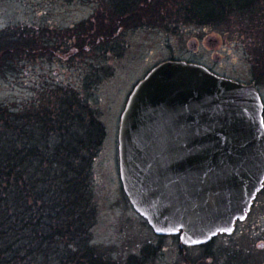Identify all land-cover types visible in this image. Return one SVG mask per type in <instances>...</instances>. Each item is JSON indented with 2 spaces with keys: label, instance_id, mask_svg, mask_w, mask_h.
I'll return each mask as SVG.
<instances>
[{
  "label": "rangeland",
  "instance_id": "rangeland-1",
  "mask_svg": "<svg viewBox=\"0 0 264 264\" xmlns=\"http://www.w3.org/2000/svg\"><path fill=\"white\" fill-rule=\"evenodd\" d=\"M175 2L180 0H166L161 10L143 13L141 18L148 22L144 24L158 25L159 18L171 31L181 26L176 23ZM111 7L110 0H0V31L15 26L69 31L84 25L75 38L84 43L83 31L93 27V14H110ZM234 20L231 16L222 26L210 24L215 36L222 34L226 39L219 51L224 58L222 72L245 84H258L264 96V32L254 36L258 43L249 44ZM73 37L66 38L67 42ZM164 37L122 31L113 40L108 37L94 45L87 43L81 51L71 43L69 51L54 57L8 66L0 71V104L14 110L30 104L37 112V105L44 103L49 90L59 93L56 88L69 87L95 110L106 134L94 153L88 177L77 180L87 200L90 194L92 218L84 228L83 239L96 260L101 257L110 263L130 264L131 258L141 256L147 264H264V193L255 207L258 215L255 211L233 235L218 237L209 248L182 249L178 238L157 237L124 192L118 151L120 117L135 87L169 58L175 43ZM73 247L77 250L78 242Z\"/></svg>",
  "mask_w": 264,
  "mask_h": 264
},
{
  "label": "water",
  "instance_id": "water-1",
  "mask_svg": "<svg viewBox=\"0 0 264 264\" xmlns=\"http://www.w3.org/2000/svg\"><path fill=\"white\" fill-rule=\"evenodd\" d=\"M119 160L125 194L157 236L193 248L231 235L264 184L260 94L201 66L164 63L130 97Z\"/></svg>",
  "mask_w": 264,
  "mask_h": 264
},
{
  "label": "trees",
  "instance_id": "trees-1",
  "mask_svg": "<svg viewBox=\"0 0 264 264\" xmlns=\"http://www.w3.org/2000/svg\"><path fill=\"white\" fill-rule=\"evenodd\" d=\"M165 1L158 0V10ZM110 2L112 9L123 12L148 5L147 0ZM174 8L176 18L200 25L222 26L233 16L249 44L258 43L254 36L264 32V0H180ZM83 29L84 25L69 31L15 26L0 31V71L62 54L71 43L81 51L87 43L94 45L111 36L100 23L96 33L93 27L83 31L87 40L80 43L75 38ZM73 34V41L67 42ZM51 91L37 105L38 113L30 104L16 110L0 104V264H115L101 257L96 260L83 239L92 218L91 203L77 180L88 177L105 127L73 88ZM130 264L147 263L138 256Z\"/></svg>",
  "mask_w": 264,
  "mask_h": 264
},
{
  "label": "flooded vegetation",
  "instance_id": "flooded-vegetation-1",
  "mask_svg": "<svg viewBox=\"0 0 264 264\" xmlns=\"http://www.w3.org/2000/svg\"><path fill=\"white\" fill-rule=\"evenodd\" d=\"M148 5L145 3H141L135 10L126 9L125 12L118 11L112 9L110 14L107 13L105 17L100 16L99 13L93 14L91 18V22L93 23V29L96 33L97 31V24L104 23L106 26V30L108 33L111 34V40L118 37V35L122 31L127 32H136V31H144L148 33H158L160 36H165L170 42L173 40L175 45L172 48L171 54L167 60H164L158 65L167 62H180L192 65H199L207 69L210 73L224 79H228L234 82L237 81L236 78L229 76L222 72V66L224 63V58L220 56L219 51L222 50L226 45V39L221 35L215 36L213 29H211L209 24H196L191 22H186L185 19L176 18V23L182 24L178 26L175 30L171 31L166 26L161 25V20L158 18V25L154 26H147V21H143L141 15L146 12L154 13L158 10L157 2L158 0H147ZM161 1V0H159ZM124 13L122 15H116L119 13ZM104 18V19H103ZM106 18V19H105ZM183 20V21H182ZM116 29V34H113L114 30ZM149 72L147 73V75ZM146 75V76H147ZM243 83V82H240ZM245 84V83H244ZM246 85H254L257 87L261 99L264 105V96L260 91V87L256 83L246 84ZM263 120H264V111H263ZM264 193V188L262 191L257 195L251 211L248 214L247 219L244 221L246 222L250 215H252L256 211V215H258V210L255 208L258 201L262 197ZM261 219V218H259ZM242 222V223H244ZM240 223H238L239 225ZM237 225V226H238ZM264 247V245L262 246Z\"/></svg>",
  "mask_w": 264,
  "mask_h": 264
},
{
  "label": "snow or ice",
  "instance_id": "snow-or-ice-1",
  "mask_svg": "<svg viewBox=\"0 0 264 264\" xmlns=\"http://www.w3.org/2000/svg\"><path fill=\"white\" fill-rule=\"evenodd\" d=\"M177 231L179 230V229H176ZM158 231H161V229H158ZM226 231H227V229H226ZM194 243H198V241H194Z\"/></svg>",
  "mask_w": 264,
  "mask_h": 264
}]
</instances>
